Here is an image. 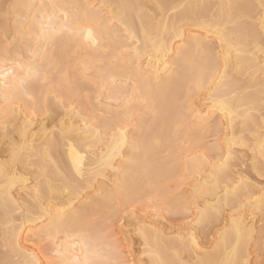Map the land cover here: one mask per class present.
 I'll use <instances>...</instances> for the list:
<instances>
[{
	"label": "bare ground",
	"instance_id": "6f19581e",
	"mask_svg": "<svg viewBox=\"0 0 264 264\" xmlns=\"http://www.w3.org/2000/svg\"><path fill=\"white\" fill-rule=\"evenodd\" d=\"M51 2L79 5L81 18L82 14L87 12V22L99 25L101 32L110 40L116 41L120 50L131 49L136 40H139L143 59L137 60L135 53L131 51L125 53L123 62L111 74L115 77L113 82L102 76L109 67L111 52L85 51L81 48L74 54L73 50L77 45L62 38L55 44V55L61 70L72 69L75 62L84 56L95 62V69L87 77H82L77 71H71V82L65 84L55 68H50L47 62L40 64L37 59L35 63L39 65L42 73H48V80L45 82L42 78H29L26 76V66L32 60L30 50L34 47L30 36L37 29L41 13L48 8L50 0H12L10 11H13L15 23L14 28L12 25V32L14 37H23L26 42L20 45V41L18 50H14L11 57L8 52L13 47L14 39L10 41V48L7 46L10 42L7 41L0 45H3L0 48V245L5 247L7 244V234L2 225L14 217L18 249L14 254L9 249L15 259L8 257L9 254L7 257L3 254L0 264H27L30 258H34L36 264H42L37 254L39 250L26 245L22 241L24 237L27 243L31 241L29 239L34 238L39 242L48 240L50 254H53L57 264H99L97 262L105 256H102V253H106L104 247L102 253L100 252L101 246L107 243V249L110 251L113 248L114 251V247L109 244L116 245L113 240H118L109 237L111 242L105 235V240L109 242L105 241L103 236L98 234V229L104 225L101 223L110 217L113 220V215L118 209L142 198L144 202L147 201L144 203L140 200L147 209L151 203L149 208L152 211L156 209L151 218L159 217V210L165 206L164 210L167 207L177 213L189 212L188 218L191 220L188 222L200 228L202 232L210 227H218L213 233L210 247L207 248L199 243L194 232L188 230L186 236L177 234L176 237H169L168 233L165 235L162 229L164 227H159L151 218L148 222L146 220V226H139L135 230L142 245L139 254L145 258L146 264H160V261H163V264H222L226 256L232 255L236 243L234 235L227 244L217 237V231L223 229L225 220L239 204V200L231 193L232 185L243 179L249 198L259 195L262 191L261 186L249 184L247 180L245 182V177L237 174L235 169V166L243 161L241 153L238 156V151H243L250 157L251 168L258 173L264 172L261 170L264 169V158L255 151V133L259 131L261 115L259 112H253L247 121L235 119L227 135L238 138L236 145L231 149L228 167L222 172H217L214 165L228 152L227 145L223 142L227 122L219 112L213 111L207 91H198L194 86V81L201 75L207 81L212 71L213 66L207 63L204 53H216L219 50L216 32L200 33L199 52L189 46L184 58H177L175 53H161L159 57H154V60L160 61L161 67L165 61L169 64L168 72L161 73L157 79L151 68L144 67L148 60L144 55L141 24L149 25L161 16L168 18L172 6L180 3L188 7L176 13L171 20L192 19L194 14L197 18H205L214 24L218 22L223 38L234 46H240L245 52L238 62L230 66V80L226 85L229 94L233 90L243 94L246 89H251L247 95L255 100L256 107L259 108V88L264 84V47L259 46L263 42L260 41L263 35L261 36L258 21L260 5L264 4V0ZM157 4L162 5V10L156 7ZM91 5L96 7H90ZM100 5L104 7L101 8ZM67 11L72 14L75 10L69 7ZM213 14L215 20L212 19ZM5 25L6 23L2 25L3 28L0 26V34L3 37L9 33L6 32L8 28H5ZM187 32L185 31L186 40ZM128 33H134L136 40L130 39ZM164 38L169 42V49H174L172 37L165 35ZM210 38L216 47L213 46L214 43L211 45L208 42ZM262 38L264 40V37ZM23 46L27 47L26 55L21 56L20 48ZM185 58L191 62H186ZM111 102L116 107L110 105ZM41 117L44 119H40ZM45 120H48V125ZM209 129L214 131V135L216 132L217 137L220 134V142L216 138L217 141L211 148L204 149L208 146L206 147L203 141L200 144V138L204 137ZM122 131L126 136V143L119 151L112 152L115 143L113 137H119ZM202 132L205 135L201 136ZM241 143L244 146H241ZM72 149L86 157L82 177L73 172L69 160V152ZM162 150L165 151V155L161 157L163 160L158 161L161 159L156 158L155 161L154 156H158ZM109 154L112 156L110 162L107 165L102 164V160ZM212 154L214 158L210 157ZM181 155L183 158H180ZM243 157L245 160L246 156ZM49 182L56 188L55 194L49 193ZM169 185H173V190H168ZM65 187L71 189V206L74 210L69 211L63 220H58L56 208L69 205L70 198L63 192ZM182 187L189 190L187 192L183 188L186 193L179 196L176 193L184 192L180 191ZM197 187L202 188V191L194 195L193 189ZM36 188H39L41 193L39 200L36 199ZM88 191L92 198L89 199V196L84 199ZM240 199H243V196ZM78 201L80 204H77ZM197 209L204 210L205 213L200 223L196 221L199 215ZM225 210L228 211L226 215ZM256 213L260 214L263 223L264 211H254L249 207L241 213L242 237L235 257L237 264H242L244 260L249 264L248 248L253 239V228L248 220L250 222ZM77 214L86 218L87 223L82 226ZM94 216L103 218L100 225L95 223V227L89 222ZM262 226L259 233L263 236L264 225ZM81 230L86 231L87 236L72 247L66 236ZM193 240L196 244H193ZM119 251L121 250H116L120 256ZM57 252L60 254L57 255ZM133 257L130 254L125 264H142L138 257ZM112 261H108L109 264L114 263L113 259Z\"/></svg>",
	"mask_w": 264,
	"mask_h": 264
},
{
	"label": "snow or ice",
	"instance_id": "6c2138e0",
	"mask_svg": "<svg viewBox=\"0 0 264 264\" xmlns=\"http://www.w3.org/2000/svg\"><path fill=\"white\" fill-rule=\"evenodd\" d=\"M69 7L75 10L74 13L70 14L67 11ZM90 7L95 8L96 5H91ZM100 7L102 8L104 6L100 5ZM156 7L162 10V5L157 4ZM186 7H188V5L184 3L173 5L168 13V18L161 16L159 20H154L149 25L141 24L144 55L147 56L148 60V64L144 67L151 68L152 71L155 72L156 78L159 79L161 73L168 72L169 64L165 61L161 67L160 61L158 59L154 60V57H159L161 53H166L167 55L175 53L177 58H184L185 52L189 46L194 47L197 52H199L200 33L211 34L212 32H216L220 44L219 50L216 53L207 51L204 53L207 63H211L213 66L212 71L208 75L207 81H205L203 75L199 76L194 81V86L198 91H207L208 97L212 101L213 111L219 112L223 120L227 122V127L225 128L226 135L223 142L227 145L228 152L224 155L223 159L216 162L214 168L217 172H222L228 167L231 149L236 145L238 138L234 135L228 136L227 132L233 126L235 119L247 121L252 117L253 112H259L261 115L259 131L255 133L257 136L255 151H258L262 158H264V84H261L259 88V108L256 107L255 100L249 98L247 95L249 91H252L251 89H246L243 94H239L234 90L229 94L226 85L230 80V66L234 62H238L240 58L245 55V52L240 46H234L223 38L218 22L214 24L205 18H197L194 14L192 19L181 21L171 20V17L181 12ZM218 7L222 8V6ZM79 8V5H60L50 0L48 8H45L41 13L37 29L32 32L30 36L34 42V47L30 50L32 60L29 61L26 66V76L35 79L42 78L47 82L48 73L41 72L39 65L35 63L37 59H39L40 64L47 62L50 68H55L57 74L65 84H70L71 82V71H77L82 77H87L89 73L95 69V62H93L90 57L84 56L75 62V66L72 69L65 68L61 70L55 55V44L62 38L77 45L73 50L74 54L79 52L81 48L85 51L111 52L109 67L102 76L105 79H111L113 82L115 77L111 74L121 65L125 53L131 51L135 53L137 60L143 59L139 47L141 42L136 40L134 33H128V35L130 39L136 40L135 46L131 49L124 48L120 50V46L116 41L110 40L108 36L101 32L99 25L87 22V12H84L82 14L83 18H81ZM139 14L138 12L137 15ZM222 14L221 12V15ZM152 15L154 16L155 14ZM212 19H216L215 14H213ZM113 22H115L114 18ZM258 22L260 23V31L264 34V4L260 5V17ZM186 30L188 31V40L185 38ZM125 32L127 33V29H125ZM165 35H170L172 37L171 43L175 45L174 49H169V42L164 38ZM262 54H264V50H262ZM186 62L190 63L191 61L186 59ZM262 67H264V65H262ZM262 79H264V77H262ZM129 99H131V97H129ZM237 105H239V107H237ZM197 115H199V113H197ZM113 139L115 143L112 152H117L120 147L126 143V136L122 131L119 137L114 136ZM241 146H244L243 143H241ZM85 159V155L81 152L75 149L70 150L69 160L76 176L82 177L84 175ZM111 159L112 156L109 154L102 160V164L107 165ZM48 191L51 194L56 193V188L51 182L48 184ZM201 191L202 188L199 187L193 189L194 195H198ZM246 191L243 179L237 181L231 187V193L239 200V204L238 207L233 209L232 215L225 220L223 229L217 231V237L227 244L231 236L234 235L236 237V243L232 255L226 256L222 264H237L235 257L238 253L239 243L242 237L240 225L243 222V216L241 213L249 207H252L254 211H264V188H262L259 195H253L250 198L246 195ZM63 192L70 198L69 205L58 206L56 208V217L58 220H63L69 211L74 210V207L71 206V189L65 187ZM35 195L36 199L39 200L41 196L39 188L35 189ZM241 196H243V199H240ZM153 211H156V209H153ZM197 212L199 215L196 221L200 223L205 213L204 210L201 209H197ZM77 217L81 221L82 226L87 223L86 218L79 217V214H77ZM2 227L7 234L5 250L11 249L14 254L18 249V241L15 236L14 217L9 218L8 222L2 225ZM86 236L87 232L81 230L75 234L66 236V240L71 242L72 247H75L76 242L82 241ZM193 244H196L195 240H193ZM56 254L59 255L60 253L57 252ZM27 264H36V262L34 258H30ZM160 264H163V261H160ZM242 264H247V260H244Z\"/></svg>",
	"mask_w": 264,
	"mask_h": 264
},
{
	"label": "rangeland",
	"instance_id": "374dc122",
	"mask_svg": "<svg viewBox=\"0 0 264 264\" xmlns=\"http://www.w3.org/2000/svg\"><path fill=\"white\" fill-rule=\"evenodd\" d=\"M2 2V3H1ZM11 2H12V0H1L0 1V5H1V10H0V13L1 14H4L3 16L1 15L0 16V19H2L3 21H1L0 20V23H6V25H5V28H8L7 29V31L6 32H9V33H4L3 32V34H5V35H7V36H5L4 35V37L2 36V34H0V45L1 44H3L5 41H7V43L8 42H10L12 39H14L13 41H12V43H13V47H12V43L10 42L7 46L10 48V47H12L11 48V51H9L8 52V55H9V57H11V55H12V52L14 51V50H18V47H19V44L21 45H24V43L26 42V41H24V39H23V37L20 39V38H16V37H14V34H13V32H12V25H13V28H14V25H15V23H14V14L12 15V13H13V11H10V8L12 7L11 5L13 4H11ZM3 17V18H2ZM10 18V19H9ZM4 19L6 20L5 22H4ZM14 23V24H13ZM4 24H0V26H1V28H3L2 27V25H4ZM7 26V27H6ZM4 28V29H5ZM187 28V27H186ZM187 31V30H186ZM1 33V32H0ZM188 33V32H187ZM13 35V36H12ZM263 35V36H262ZM261 36L262 37H264V34H261ZM13 37V38H12ZM261 37V39H260V41L262 40L263 42H264V40H263V38ZM6 38V39H5ZM15 38H16V40H15ZM3 40V41H2ZM23 40V41H22ZM211 38L208 40V42L211 44V45H213V43H214V47H216V44H215V42L214 41H212L211 42ZM21 41V42H20ZM261 41V42H262ZM20 42V43H19ZM262 42V44L260 45L259 44V46L262 48V47H264V43ZM6 43V44H7ZM19 43V44H18ZM10 44H11V46H10ZM26 45V44H25ZM3 46V45H2ZM2 46H0V48H2ZM6 46V45H5ZM15 46V47H14ZM27 46V45H26ZM24 48H25V46H23V50L20 48V52H22V55L21 56H23V55H26V49H27V47L25 48V50H24ZM260 54V55H259ZM258 55L259 56H261L262 57V54L261 53H259ZM112 103V102H111ZM110 105H113V103L112 104H110ZM112 107V106H111ZM113 107H116V105L114 104L113 105ZM40 119H44L43 117H41ZM45 123L48 125L49 123H48V120H45ZM208 132H211V131H213V130H207ZM207 131H205L204 133L206 134V132ZM207 132V134L205 135L203 132H202V134H201V136H203V134L205 135L204 137H202V138H200L201 139V142H200V144L201 143H203V144H205L206 145V147L208 146V148H204V149H209V147L211 148V145H214L215 144V142L218 140V137H219V135H218V137L216 136V132H215V135H214V131L212 132V133H208ZM216 138H217V140H216ZM203 141V142H202ZM219 141V140H218ZM220 142V141H219ZM218 142V143H219ZM202 147H204V146H202ZM213 147V146H212ZM198 148V147H197ZM198 150V149H197ZM202 152V151H201ZM239 153H238V156L240 155V153H241V155H242V158H241V160H243V161H241L239 164H240V166H239V164L238 165H236L235 166V169L237 170H234V173H235V171H236V173L237 174H240V175H242V177L244 176L245 177V182H246V180L247 181H249L248 183L249 184H252L253 183V185H257L258 187H260V188H264V172H259L258 173V171L256 172L253 168H251L252 166L250 165L251 164V160H250V157H249V155L246 153V152H243V154H245V155H243L242 154V152H240V151H238ZM247 154V155H246ZM163 155H165V151L164 150H162V152L161 153H159L158 154V156H154V160L157 158V159H161V157L163 156ZM213 155L214 154H212L210 157H212V158H214L213 157ZM216 156V155H215ZM243 156H246L245 157V160H244V157ZM248 156V157H247ZM183 158V156L181 155L180 156V158ZM241 157V156H240ZM163 159H161V160H158V161H162ZM250 160V161H249ZM156 161V160H155ZM244 166H243V165ZM237 166H238V168H237ZM263 166H264V163H263ZM262 166V167H263ZM234 169V168H233ZM261 170H263L264 171V169H262L261 168ZM260 170V171H261ZM235 173V174H236ZM239 176V175H238ZM241 177V176H240ZM171 184V183H170ZM173 186V185H172ZM172 186H168V190L169 191H171V187ZM183 188L185 189V191H187L188 192V188H185V187H182V189L180 190V191H182L183 190ZM173 190V189H172ZM184 191V190H183ZM181 192V193H176L177 195H179L180 196V194H185L186 192ZM86 193V192H85ZM85 193H84V196H85ZM90 194V195H89ZM176 195V196H177ZM83 196V197H84ZM88 196V197H87ZM87 196H85L84 197V199L85 198H89V196H91V193H90V191H88L87 192ZM92 198V196L89 198V199H91ZM176 198V197H175ZM178 198V197H177ZM176 198V199H177ZM81 200V199H80ZM83 200V199H82ZM138 200V199H137ZM137 200H133V204L131 203L130 205H128V203L126 204V206L124 207H121L120 209H118V211H116V214H114L113 215V220L112 219H110V218H112V217H110L108 220L106 219V217H104L105 218V221L106 222H102L101 224H104V225H102L103 226V228H102V226H100V228L98 229L99 231H100V233H98V234H100V235H102L103 236V238H104V236L105 235H107L106 237H107V239L109 238V237H114V238H118V240H116V239H114V238H112V240L114 241V243L116 244V245H114L113 243H111V245L109 244V246H111V247H114V251H113V248H111L110 249V251L107 249V245L105 244L104 246H101V253H102V250H104V252H106L107 253V255H106V253L104 254V253H102V256L103 255H105L104 257H101V261H98L97 263H99V264H102V258H104L103 259V262H104V264H109V262L108 261H112V259L114 260V263L116 262L115 260H117V262H119L118 264H125L126 262H125V260L127 261V260H129V255L131 254L132 255V257L133 256H135V257H133V258H136V257H138L141 261H140V263H142V264H146V260H145V258L143 257H141L140 256V249H142V245H141V241H140V238H139V236L136 234V229H137V227H143V226H146V224H147V222H148V220H150V218H151V216L153 217L154 216V214L155 213H153V211H152V209L151 208H149V207H151L152 206V203L150 204L151 206H147L148 207V209L146 208V206H145V202H147V201H143L144 199L142 198V199H139L138 201L140 202V203H142V202H144V203H142V205L139 203V202H137L136 203V201ZM142 202H141V201ZM85 201V200H84ZM83 201V202H84ZM79 203H77V204H80V201H78ZM132 202V201H131ZM130 203V202H129ZM76 204V206H78ZM133 205V206H132ZM149 205V204H148ZM124 208V209H123ZM163 208H165V206L163 207ZM160 209L159 210V213H158V216L159 217H157V216H155L156 218H158V219H154V218H151L152 219V221H154V223L155 224H158L159 225V227L161 226V228L162 227H164V228H162L165 232V235H168L169 237H171V235L173 236V237H176V235L178 234V235H185L186 236V234H188L189 232H191V233H193L194 232V235L196 236V238H197V240L199 241V243L201 242V244H203L204 245V247L206 246H208V247H210V243H211V241H212V239H213V233H214V231H215V229H217L218 227H214L213 229H211L212 227H210V228H207V229H204L205 231L204 232H202L201 230H200V228H198L197 226H192L193 224L192 223H190V222H188V221H190L191 220V218H188V216H189V212H187L188 214H185L186 212H184L183 214H182V212H175V211H171V210H168L167 209V207H166V209L164 210V209ZM168 210V212H166ZM145 211V212H144ZM227 210H225V212H224V214L226 215V213H228V211L226 212ZM150 212V213H149ZM161 212V213H160ZM174 212V213H173ZM152 213V214H151ZM160 214V215H159ZM162 214V215H161ZM127 215V216H126ZM135 215V216H134ZM142 215V216H141ZM125 216V217H124ZM134 217V218H133ZM140 217V218H139ZM147 217V218H146ZM101 218V217H100ZM99 217H96V216H94L93 218H91V221H89V222H91V224L93 225V227H95L96 225H95V223L96 222H98V224L100 225V222H101V220L103 219H100ZM121 219V220H120ZM143 219V220H142ZM144 219H145V221H144ZM261 219V217H260V214L259 213H256V215L254 214V218L252 219L251 218V221L249 222V220H248V223H249V225H252V228H253V239H252V241H251V243L249 244V251H248V261H249V264H264V233H263V236H262V234L261 233H259V231L261 230L260 228H262L263 226L262 225H264L263 223H262V221L263 220H260ZM96 220V221H95ZM120 220V221H119ZM146 220H147V222H146ZM119 221V222H118ZM131 221V222H130ZM132 221H134V223L132 222ZM143 222V223H142ZM146 222V223H145ZM121 223V224H120ZM164 223V224H163ZM191 225H190V224ZM98 224H97V226H98ZM106 224V225H105ZM95 225V226H94ZM143 225V226H142ZM188 226H190V227H188ZM261 226V227H260ZM99 227V226H98ZM166 227V228H165ZM191 228H193V230L191 229ZM97 229V228H96ZM169 230V231H168ZM188 230H189V232H188ZM192 230V231H191ZM129 231V232H128ZM167 231V232H166ZM173 231V232H172ZM212 231V232H211ZM105 232V233H104ZM134 232V233H133ZM175 232V233H174ZM188 232V233H187ZM261 232V231H260ZM104 233V234H103ZM111 233V234H110ZM168 233V234H167ZM174 233V234H173ZM180 233V234H179ZM185 233V234H184ZM202 233V234H201ZM199 234V235H198ZM260 234H261V236H260ZM99 235V236H100ZM109 235V236H108ZM113 235V236H112ZM128 235V236H127ZM260 237H262V238H260ZM26 237H24V239L22 240L23 242H25V244L26 245H28L29 247H31V248H34V249H36V250H39V251H37L38 253V257L41 259V262H42V264H50V262H52V264H57V262L55 261V259H54V256H53V254L51 253L50 254V242L48 241V240H43V241H38L37 239L35 240V238L34 239H29V240H31L30 242H26L27 241V239H25ZM124 238V239H123ZM258 238H260V239H258ZM106 238H104V240H105ZM110 239V238H109ZM111 240V239H110ZM112 240H111V242H112ZM124 240V241H123ZM257 241V243H258V246L260 245V247H258L257 246V243H256V241ZM101 241V240H100ZM105 241H107V240H105ZM116 241H117V243H116ZM262 241V242H261ZM107 242H109V241H107ZM207 242V243H206ZM256 244H255V243ZM259 242H260V244H259ZM49 243V244H48ZM1 244V243H0ZM118 244H119V246H118ZM256 245V246H255ZM116 246V247H115ZM0 247H1V245H0ZM3 247V246H2ZM1 247V248H2ZM103 247H104V249H103ZM207 247V248H208ZM255 248H258V249H256L255 250ZM118 251V249H120L121 251H119L120 252V256H119V253L118 252H116V250ZM35 250V251H36ZM8 251L9 250H5V247H3L2 248V250L0 249V258H2V256H3V254H5V256L7 257L8 256V254H9V256L8 257H13V255L11 256V254H10V251H9V253H8ZM5 252V253H4ZM116 252V256H114L115 253ZM109 253H113L112 255L111 254H109ZM118 253V254H117ZM108 256H110V257H108ZM118 256H119V258H118ZM53 257V258H52ZM115 257L117 258V259H115ZM14 258V257H13ZM108 258H110V259H108ZM137 258V259H138ZM258 260H257V259ZM15 259V258H14ZM13 259V260H14ZM52 259L54 260V261H52ZM120 259V260H119ZM143 259V260H142ZM15 261V260H14ZM48 261V262H47ZM122 261H123V263H122ZM53 262H56V263H53ZM113 262V261H112ZM128 262V261H127ZM114 263H112V264H114ZM110 264H111V262H110ZM115 264H117V263H115Z\"/></svg>",
	"mask_w": 264,
	"mask_h": 264
}]
</instances>
